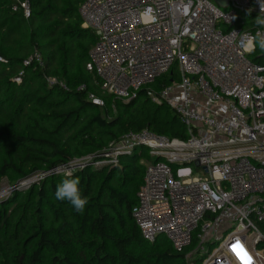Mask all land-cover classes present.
I'll return each mask as SVG.
<instances>
[{
	"label": "built area",
	"instance_id": "2783aa9c",
	"mask_svg": "<svg viewBox=\"0 0 264 264\" xmlns=\"http://www.w3.org/2000/svg\"><path fill=\"white\" fill-rule=\"evenodd\" d=\"M227 2V10L214 0L80 4L81 27L96 37L85 68L101 91L129 101L147 88L152 102L179 116L187 134L128 132L93 163L116 164L120 154L148 149L154 159L141 161L144 175L131 208L144 239L164 237L176 250L193 243L186 258L196 256L201 264H264V65L232 34H254L255 23H234L237 12L248 9L254 20L259 6L256 0ZM19 4L28 17V2ZM32 61L43 65L37 51L23 65ZM171 69L177 79L158 91L149 88ZM88 98L103 105L94 94Z\"/></svg>",
	"mask_w": 264,
	"mask_h": 264
},
{
	"label": "trees",
	"instance_id": "16d2710c",
	"mask_svg": "<svg viewBox=\"0 0 264 264\" xmlns=\"http://www.w3.org/2000/svg\"><path fill=\"white\" fill-rule=\"evenodd\" d=\"M22 1L29 4L28 17ZM83 1L0 0V183L15 186L48 175L0 201V264H201L196 256L186 258L193 243L176 250L164 237L149 242L131 216L144 175L141 161L154 159L145 148L120 154L116 164H90L128 132L187 134L179 116L152 102L147 88L129 101L101 91L85 68L96 37L81 27ZM252 16L237 12L234 25L244 19L249 27ZM35 51L43 65H23ZM249 56L264 65L259 50ZM171 70L149 88L158 91L177 79ZM48 77L58 83L50 85ZM74 160L89 164L71 176L54 173ZM75 177L89 201L83 213L55 198L58 183Z\"/></svg>",
	"mask_w": 264,
	"mask_h": 264
},
{
	"label": "clouds",
	"instance_id": "9594fccd",
	"mask_svg": "<svg viewBox=\"0 0 264 264\" xmlns=\"http://www.w3.org/2000/svg\"><path fill=\"white\" fill-rule=\"evenodd\" d=\"M256 3L259 6V14L254 19L257 29L254 34H237L235 31L232 34L240 35V46L247 53L251 54L259 50L261 54H264V0H256ZM251 12L252 9H248L249 15ZM69 175L71 176V173ZM79 185L78 177L64 178L56 187L55 198L58 201L68 202L76 212L83 213L89 201L82 195Z\"/></svg>",
	"mask_w": 264,
	"mask_h": 264
},
{
	"label": "rangeland",
	"instance_id": "374dc122",
	"mask_svg": "<svg viewBox=\"0 0 264 264\" xmlns=\"http://www.w3.org/2000/svg\"><path fill=\"white\" fill-rule=\"evenodd\" d=\"M223 10H227L224 7H221ZM243 15H245V12H241ZM252 18H254V16H252ZM145 151L148 153V149L145 148ZM85 164H89L87 162H82L81 160H74L72 162H70V164L65 167L62 168L60 170H56L54 173L55 174H61V175H68L70 173H72V171H75L76 169L82 168L83 165ZM91 165H93V167H97L98 165L95 163H92ZM46 176L48 175H37L34 176L26 181H23L21 183H19L18 185L12 186L10 185L6 180H2L0 183V201H5L9 198H11L15 192H17V190L19 189H25L27 187H29L31 184H33V182H38L40 180H43ZM215 247V246H214ZM212 247V248H214ZM260 248V247H259Z\"/></svg>",
	"mask_w": 264,
	"mask_h": 264
},
{
	"label": "water",
	"instance_id": "95a60500",
	"mask_svg": "<svg viewBox=\"0 0 264 264\" xmlns=\"http://www.w3.org/2000/svg\"><path fill=\"white\" fill-rule=\"evenodd\" d=\"M214 1L217 2L222 7H226L228 4L227 0H214Z\"/></svg>",
	"mask_w": 264,
	"mask_h": 264
}]
</instances>
